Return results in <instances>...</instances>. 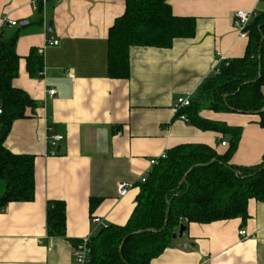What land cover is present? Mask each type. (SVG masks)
Returning a JSON list of instances; mask_svg holds the SVG:
<instances>
[{
  "label": "crops",
  "instance_id": "0c3cea01",
  "mask_svg": "<svg viewBox=\"0 0 264 264\" xmlns=\"http://www.w3.org/2000/svg\"><path fill=\"white\" fill-rule=\"evenodd\" d=\"M34 1L0 0V31L4 22L19 24L6 29L7 36L19 32V75L12 84L39 104L13 122L4 144L13 154L35 156L36 192L31 202L0 209V264H77L72 255L77 241L102 226L128 222L142 179L156 166L151 161L186 144L207 145L219 155L229 151L232 134L201 130L177 118V100L193 99L217 75L220 62L245 55L248 38L235 30L234 14L263 13L264 1L168 0L174 16L196 20L195 35L174 40L170 48L131 47L125 79L110 75L109 32L125 13L126 0H44L41 9ZM53 40L59 44L47 45ZM32 48L44 49L41 76L31 77L27 69ZM200 115L241 129L230 164L250 167L263 161L259 114L206 107ZM51 133L64 137L56 155L48 151ZM120 183L131 186L125 196L119 194ZM4 192L0 182V195ZM92 198L100 200L93 211ZM49 201L66 204L65 237L49 236ZM94 217L101 227L93 224ZM242 229L247 239H241ZM152 264H264V200L249 201L245 220L191 223L186 236L173 239Z\"/></svg>",
  "mask_w": 264,
  "mask_h": 264
},
{
  "label": "trees",
  "instance_id": "16d2710c",
  "mask_svg": "<svg viewBox=\"0 0 264 264\" xmlns=\"http://www.w3.org/2000/svg\"><path fill=\"white\" fill-rule=\"evenodd\" d=\"M43 2L36 0V9H41ZM195 26L194 18L174 16L168 0H126L125 13L109 32L111 77L128 78L131 47L170 48L178 38L193 37ZM7 28L4 23L0 31V182L5 184L0 209L12 202H31L36 192L35 156L13 154L4 145L13 122L27 118V109L35 110L39 105L12 84L19 75V32L7 36ZM248 30L245 55L220 62L219 74L205 81L189 107L177 110V118L185 116L198 129L232 134L229 151L219 155L200 144L171 149L141 184L128 222L124 226H97L101 228L90 237L89 264H152L170 247L181 225L188 228L191 223L245 220L249 201L264 200V158L256 166L230 164L241 129L200 115L206 107L215 112L247 115H257L264 109V12L257 14ZM27 69L31 77L41 76L43 55L38 49H31ZM259 117V125L264 128V112ZM99 201L92 198V211ZM47 226L51 237L67 235L64 201H49ZM77 242L75 246L80 240Z\"/></svg>",
  "mask_w": 264,
  "mask_h": 264
},
{
  "label": "built area",
  "instance_id": "2783aa9c",
  "mask_svg": "<svg viewBox=\"0 0 264 264\" xmlns=\"http://www.w3.org/2000/svg\"><path fill=\"white\" fill-rule=\"evenodd\" d=\"M260 1H264V0H260ZM34 4H36V2L34 1ZM256 12H248V11H244V10H238L235 12L234 14V27L235 30L237 31L238 35H240V37L243 38H248L249 36V30L248 27L251 24V22L257 17ZM5 24L8 25V27H16L19 26V24L16 21H7L4 22ZM59 42L56 40L53 41H48L47 45L50 46H54V45H58ZM39 53L43 55L44 53V49H40ZM215 73L218 75L219 74V69L216 68L215 69ZM50 96H54L55 95V91L51 90L49 92ZM192 103V99L189 97H181L177 100V110L182 109V108H186L189 107ZM2 113V110L0 108V114ZM180 119L182 121L185 122H189L188 119L185 116H180ZM64 139L63 136L61 135H56V134H49L47 137L48 140V151L51 155H56V152L54 151L57 143H59L60 141H62ZM226 142H223L222 145L226 146ZM167 158V154L164 153L161 156V160H164ZM160 160H153L151 161V165H157L159 163ZM142 182L145 183L146 179H142ZM130 185L127 183H120L118 186V191L120 196H125L129 189H130ZM92 222L94 225L96 226H101L103 225L101 222V219L98 217H94L92 219ZM239 235L241 237V239H247L248 238V233L246 230L242 229L239 232ZM90 236L83 238L80 243L75 246L74 250H73V258L76 261L77 264H89L90 262Z\"/></svg>",
  "mask_w": 264,
  "mask_h": 264
},
{
  "label": "water",
  "instance_id": "95a60500",
  "mask_svg": "<svg viewBox=\"0 0 264 264\" xmlns=\"http://www.w3.org/2000/svg\"><path fill=\"white\" fill-rule=\"evenodd\" d=\"M25 23H22L21 25H24ZM259 58H260V56H259ZM264 112V109L263 110H261V111H259L258 112V114H261V113H263ZM263 170H264V167H263ZM169 212H170V207H168V214H169ZM167 223V222H166ZM187 227H185L184 225H181L180 226V229H179V232L178 233H175V234H173V239H177V238H179V239H182V238H184L185 236H186V233H187ZM187 245H185V247H186Z\"/></svg>",
  "mask_w": 264,
  "mask_h": 264
}]
</instances>
